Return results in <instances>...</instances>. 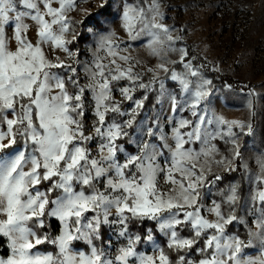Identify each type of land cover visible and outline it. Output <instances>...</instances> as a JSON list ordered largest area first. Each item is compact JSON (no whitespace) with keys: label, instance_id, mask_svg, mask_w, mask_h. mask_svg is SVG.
Segmentation results:
<instances>
[{"label":"snow or ice","instance_id":"6c2138e0","mask_svg":"<svg viewBox=\"0 0 264 264\" xmlns=\"http://www.w3.org/2000/svg\"><path fill=\"white\" fill-rule=\"evenodd\" d=\"M74 7L75 0H0V236L11 251L0 264H264V150L259 173L242 164L247 194L239 182L217 188L223 177L211 163L225 161L209 160L217 139L243 160L239 137L252 135V125L210 107L212 80L176 47L180 37L163 23L159 0H107L96 14L104 19L79 33L68 17ZM116 21L127 41L117 43L106 27ZM77 38L94 40L91 61L76 60L69 45ZM130 42L160 58L146 70L151 78L121 54ZM52 220L59 234L38 235ZM236 224L247 240L226 231ZM45 242L55 255L34 251Z\"/></svg>","mask_w":264,"mask_h":264},{"label":"rangeland","instance_id":"374dc122","mask_svg":"<svg viewBox=\"0 0 264 264\" xmlns=\"http://www.w3.org/2000/svg\"><path fill=\"white\" fill-rule=\"evenodd\" d=\"M106 2L107 0H75V7L68 12V17L76 22L73 25L76 33L84 31L86 24L91 27L95 21L104 19L103 16L96 14L102 10L101 6ZM159 2L161 11L165 15L163 23L170 28H175L172 33L174 39L180 37L176 47L186 49L187 59L191 60L195 66L201 67L205 77L212 80L214 91L210 97L212 100L210 107L226 120H238L252 125V135L239 137L238 143L243 160L234 158L230 151L232 146L219 139L213 142L218 153L209 158L210 162L213 159L225 161L224 165L211 163L212 173L223 177V180L217 184V188L223 189L231 183L239 182L242 192L247 194L250 186L242 164L247 163L252 173H259L255 160L259 155L258 149L264 150V0H159ZM117 7L118 3H114L110 11H116ZM105 15H108V11H105ZM106 27H111L115 31L117 43L128 40L120 21ZM35 37L36 31L33 29L29 33V38L35 40ZM67 38L72 39V35L70 34ZM10 47L15 50L14 40L11 41ZM69 47L77 53L76 60L86 62L91 61L93 53L98 51L93 39L85 42L77 38V41ZM57 54L62 60L77 67L76 61L68 58L62 51ZM98 54L104 58L105 64L110 62L111 57L107 56L105 51L99 50ZM121 54L133 58L134 63L138 62L135 63L134 71L144 73L146 79L151 78L152 75L146 70L155 69L160 63V58L153 56L146 44L138 46L137 42H130L127 51ZM168 58L178 61L179 53H170ZM117 63H120L122 67L128 66L119 60ZM77 71H80L79 67ZM164 75L165 73L160 72L161 77ZM249 92L254 94L253 97L246 96ZM249 98L253 99L252 108L248 107ZM149 100L152 101L151 96ZM153 105L154 102L147 106ZM156 107L159 106L156 105ZM184 115L186 116L187 113ZM196 147L199 148V145ZM229 161L234 171L228 170ZM205 191L206 189L201 190L202 195ZM236 215H244L248 225H252L253 217L247 215L243 208H238ZM29 226L33 225L30 223ZM39 229L35 228L37 234ZM238 230L241 233H238ZM226 231L229 234H238L245 240L248 238L242 224L229 225ZM48 235L49 238L55 237ZM160 243L163 246L165 241L161 239ZM42 246L51 247L45 242L38 245L34 251L51 252L42 249ZM76 247L85 252L88 251L83 243L77 244ZM54 248L57 251L55 246ZM244 251L251 255H258L256 248L249 247ZM51 253L55 255V252ZM171 256L174 258L175 253H171Z\"/></svg>","mask_w":264,"mask_h":264},{"label":"trees","instance_id":"16d2710c","mask_svg":"<svg viewBox=\"0 0 264 264\" xmlns=\"http://www.w3.org/2000/svg\"><path fill=\"white\" fill-rule=\"evenodd\" d=\"M17 140L19 142V137H17ZM43 187V185L41 186ZM50 224V226L43 228V229H39L38 230V235H42V234H50L51 236H57L60 232V225L57 221L52 220L50 222H48ZM238 233H241V231L238 230ZM243 233H245V231H243ZM51 247H45L42 246V249L51 251V252H55L56 254V250L54 248V246L50 245ZM11 255V251L8 247V239L6 237H2L0 236V258H4L7 259L9 256Z\"/></svg>","mask_w":264,"mask_h":264}]
</instances>
